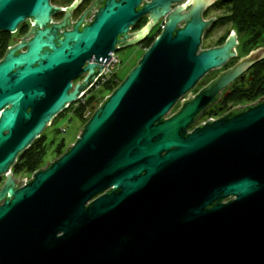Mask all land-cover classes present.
<instances>
[{"label": "water", "instance_id": "obj_1", "mask_svg": "<svg viewBox=\"0 0 264 264\" xmlns=\"http://www.w3.org/2000/svg\"><path fill=\"white\" fill-rule=\"evenodd\" d=\"M172 1L138 9L142 0H105L59 45L39 31L26 52L0 63V264H264V98L186 131L264 49L241 57L168 116L201 77L236 55L235 32L223 46L199 51L209 0L168 16L65 153L25 184L9 173L95 84L130 25L144 13L167 12ZM49 12L47 0H0V28H15L25 15L43 24Z\"/></svg>", "mask_w": 264, "mask_h": 264}, {"label": "flooded vegetation", "instance_id": "obj_2", "mask_svg": "<svg viewBox=\"0 0 264 264\" xmlns=\"http://www.w3.org/2000/svg\"><path fill=\"white\" fill-rule=\"evenodd\" d=\"M151 1L152 0H142L138 9H141L145 3ZM47 2L50 7L49 19L47 22L42 24L33 16L25 15V17L18 22L15 28H0V63L3 62L10 53L17 56L26 52L28 50L29 42L39 31L47 30L48 33L44 37L45 41L47 43L59 45L63 39L62 34L65 31L73 30L81 18L83 19L81 21L80 28L89 24L93 20L94 13L98 11L105 0H47ZM185 3L186 0H174L170 3L169 10L167 12H163L160 15L152 12L144 13L135 21L134 24L130 25L128 31L129 36L122 41L119 49L128 50L130 61L128 63L132 64L133 62L131 68H134L138 64L145 51L162 33L168 16ZM192 6L193 5H189L187 8L183 7L180 10V14L184 15L191 9ZM230 12V4L227 0L208 1L207 6L201 10L200 16L203 21L210 23L202 32L199 51L223 46L227 41H229L230 36H233V32H235L237 36V45L235 46L236 55L233 56V54H231L221 66L212 68L203 77H201L195 86H193L177 100L169 111L168 116L177 113L182 107L184 101L195 97L220 73L233 68L236 62L243 57V55H240L237 51L238 46L241 45L242 36L238 33L237 29L234 31L235 27L233 26V21L226 17ZM185 25L186 20L183 18L177 23L176 29L182 28ZM50 36L53 37L52 40H49ZM121 38H124V36ZM46 50H49V46L43 47L41 53ZM231 51H233V46ZM116 52L117 51L111 53V58L105 64L103 72L99 74L95 83L100 81V78L102 77L101 75H108L107 78H105L106 80L102 83L103 87L109 81L114 80L121 83L124 80L121 79V81H119V77L114 76L119 75L120 71L123 70L124 67L122 60ZM250 67L234 79L232 78L217 91L215 99L201 109L194 117L193 121L186 129L187 133L191 132L197 126L216 120L231 112H237L241 107L255 102H233V96L245 92L247 90L246 87L252 83V76L249 72ZM107 68H109V71L105 74ZM87 73L83 75H86ZM83 78L84 76L76 80H72V85L75 86L76 83L81 81ZM93 87H96L95 84L83 92L81 98H79L76 102H84ZM76 102H72L70 105H73V103ZM12 174L14 179L18 180L13 168ZM5 180V175L0 177V189L4 186ZM230 199L231 197L226 199V201Z\"/></svg>", "mask_w": 264, "mask_h": 264}, {"label": "trees", "instance_id": "obj_3", "mask_svg": "<svg viewBox=\"0 0 264 264\" xmlns=\"http://www.w3.org/2000/svg\"><path fill=\"white\" fill-rule=\"evenodd\" d=\"M230 4V13L227 18L233 21L234 27L238 33L243 36L241 45L246 49V54L261 46L264 37V0H227ZM244 54L243 56H245ZM250 75L252 83L246 87V91L233 96V102H253L264 97V58L258 60L250 67ZM120 82L114 80L109 81L104 86L102 93L111 91L118 86ZM94 95H88L84 102H78L75 109L76 114L84 117L88 121L94 112H90V116L85 117L86 110L92 107ZM94 107H92L93 109ZM60 114V113H59ZM58 114V115H59ZM46 134L43 132L26 150L21 152L17 161L13 166L15 173L24 172L30 174L40 168H43L45 156L47 153ZM68 149V148H67ZM66 149V151H67ZM66 151H60L59 156Z\"/></svg>", "mask_w": 264, "mask_h": 264}, {"label": "rangeland", "instance_id": "obj_4", "mask_svg": "<svg viewBox=\"0 0 264 264\" xmlns=\"http://www.w3.org/2000/svg\"><path fill=\"white\" fill-rule=\"evenodd\" d=\"M234 31H236V28ZM241 40H243V36L241 37ZM262 41L263 43L261 44V46L255 48L254 50L264 49V37ZM237 51L240 53V55L246 54V49H244L242 45L238 46ZM116 53L122 60L124 67H123V70L120 71L119 75H114V76L119 77L118 80L121 81V79L123 80L129 73V71L132 69L131 66L133 62L132 64L128 63L130 62L128 50L118 49ZM102 83L99 86L93 87L91 89L90 95L95 96L94 102L92 105V107L94 108L93 109L92 107L88 108L86 110V113L84 114L85 117L90 116L91 111L95 112L96 109L99 107V105L105 100V98L112 93L111 91H108V90L102 93L104 89ZM77 106H78V102L73 103V105H70L68 108L64 109L62 112H60L59 115H57L53 119L52 123L49 126H47L46 129L44 130L46 134L45 139L48 143L47 144L48 151L45 156V163L43 164V167L47 166L48 163L53 162L54 160L59 158L61 156V155L59 156V152L66 151V149L71 144L75 143L77 137L80 135L87 121L84 120V117H80L78 116V114H76L75 109ZM16 176L18 180H22L25 178H31L30 174H27L24 172L16 173Z\"/></svg>", "mask_w": 264, "mask_h": 264}, {"label": "built area", "instance_id": "obj_5", "mask_svg": "<svg viewBox=\"0 0 264 264\" xmlns=\"http://www.w3.org/2000/svg\"><path fill=\"white\" fill-rule=\"evenodd\" d=\"M107 66H108V65H107ZM108 67H109V66H108ZM108 71H109V68H107L105 74H106ZM101 76H102V77L100 78V81H97V82L95 83V86H96V87L99 86L102 82H104V81L106 80L105 78H107L108 75H101ZM9 173H12V168L9 169ZM28 180H30V178L22 179V181H23L22 184H25Z\"/></svg>", "mask_w": 264, "mask_h": 264}, {"label": "clouds", "instance_id": "obj_6", "mask_svg": "<svg viewBox=\"0 0 264 264\" xmlns=\"http://www.w3.org/2000/svg\"><path fill=\"white\" fill-rule=\"evenodd\" d=\"M196 3L197 0H186V3L183 5V7L187 8L189 5H195Z\"/></svg>", "mask_w": 264, "mask_h": 264}]
</instances>
